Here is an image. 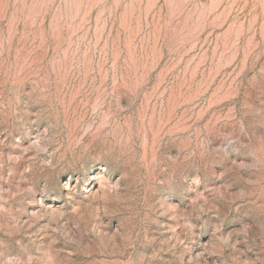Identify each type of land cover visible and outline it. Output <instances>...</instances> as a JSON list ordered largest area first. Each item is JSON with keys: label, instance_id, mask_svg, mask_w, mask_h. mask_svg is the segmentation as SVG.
I'll list each match as a JSON object with an SVG mask.
<instances>
[{"label": "rangeland", "instance_id": "obj_1", "mask_svg": "<svg viewBox=\"0 0 264 264\" xmlns=\"http://www.w3.org/2000/svg\"><path fill=\"white\" fill-rule=\"evenodd\" d=\"M0 264H264V0H0Z\"/></svg>", "mask_w": 264, "mask_h": 264}]
</instances>
